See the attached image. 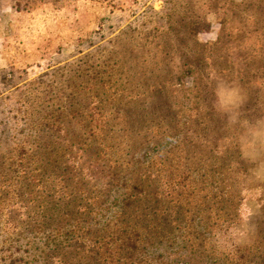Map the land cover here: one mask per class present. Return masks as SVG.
Segmentation results:
<instances>
[{"label":"rangeland","instance_id":"obj_1","mask_svg":"<svg viewBox=\"0 0 264 264\" xmlns=\"http://www.w3.org/2000/svg\"><path fill=\"white\" fill-rule=\"evenodd\" d=\"M262 4L0 0V264H264Z\"/></svg>","mask_w":264,"mask_h":264},{"label":"trees","instance_id":"obj_2","mask_svg":"<svg viewBox=\"0 0 264 264\" xmlns=\"http://www.w3.org/2000/svg\"><path fill=\"white\" fill-rule=\"evenodd\" d=\"M20 1H24L25 5H26V3H30L31 0H20ZM20 3H21V2H18V5H21ZM18 5H17L16 9H19L20 6H18ZM262 7L264 8V4H262ZM23 8H24V7H23ZM121 212H122V215H124V216L126 217V215H127L128 212H126L125 210H123V208L121 209ZM131 218H132L133 220H135V223H138V222H137V219H136L134 216H131ZM132 231H134L136 235L140 233L138 227H137L136 229H131L130 232H127V233L125 234V235H127V236L125 237L126 240H124L125 245H128V243L131 241V237H130L131 234H129V233H131ZM128 234H129V235H128ZM155 235H157V234H155Z\"/></svg>","mask_w":264,"mask_h":264}]
</instances>
